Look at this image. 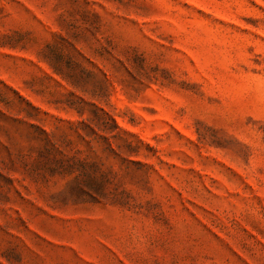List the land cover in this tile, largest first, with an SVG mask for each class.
<instances>
[{"label": "rangeland", "instance_id": "374dc122", "mask_svg": "<svg viewBox=\"0 0 264 264\" xmlns=\"http://www.w3.org/2000/svg\"><path fill=\"white\" fill-rule=\"evenodd\" d=\"M0 264H264V0H0Z\"/></svg>", "mask_w": 264, "mask_h": 264}]
</instances>
